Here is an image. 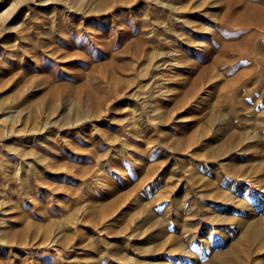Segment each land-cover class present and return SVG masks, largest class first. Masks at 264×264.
I'll return each instance as SVG.
<instances>
[{
  "label": "rangeland",
  "instance_id": "1",
  "mask_svg": "<svg viewBox=\"0 0 264 264\" xmlns=\"http://www.w3.org/2000/svg\"><path fill=\"white\" fill-rule=\"evenodd\" d=\"M244 1L0 0V264H264Z\"/></svg>",
  "mask_w": 264,
  "mask_h": 264
},
{
  "label": "bare ground",
  "instance_id": "2",
  "mask_svg": "<svg viewBox=\"0 0 264 264\" xmlns=\"http://www.w3.org/2000/svg\"><path fill=\"white\" fill-rule=\"evenodd\" d=\"M230 18L232 22L238 25L250 27L249 39L258 34H264V0H245L241 9L238 12L231 13ZM252 232L253 238L264 242V228L260 227L258 222L252 225Z\"/></svg>",
  "mask_w": 264,
  "mask_h": 264
}]
</instances>
